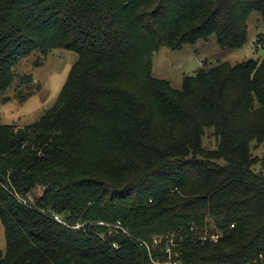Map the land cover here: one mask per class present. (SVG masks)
I'll use <instances>...</instances> for the list:
<instances>
[{
    "label": "trees",
    "instance_id": "trees-1",
    "mask_svg": "<svg viewBox=\"0 0 264 264\" xmlns=\"http://www.w3.org/2000/svg\"><path fill=\"white\" fill-rule=\"evenodd\" d=\"M252 11L264 24V0H0V91L21 57L77 53L37 121L0 124V264H166L170 240L179 264H264V57L181 90L151 61L211 35L239 49Z\"/></svg>",
    "mask_w": 264,
    "mask_h": 264
},
{
    "label": "rangeland",
    "instance_id": "rangeland-1",
    "mask_svg": "<svg viewBox=\"0 0 264 264\" xmlns=\"http://www.w3.org/2000/svg\"><path fill=\"white\" fill-rule=\"evenodd\" d=\"M247 25V42L239 49L220 48L214 35L178 49L160 47L151 57L152 74L168 81L172 88L181 90L184 76L193 75L205 63L225 61L234 65L247 59L263 58L264 48L259 41L264 37V24L257 11L250 12ZM76 59V52L62 48H53L46 53L37 50L21 57L15 64L17 76L12 85L0 91V124L23 127L37 121L57 101ZM203 141L206 146L214 147L211 129H206ZM251 153L253 170L264 175V143L252 142ZM36 191L39 193L41 188ZM27 199L31 202L29 195ZM0 250L5 251L1 222Z\"/></svg>",
    "mask_w": 264,
    "mask_h": 264
},
{
    "label": "built area",
    "instance_id": "built-area-1",
    "mask_svg": "<svg viewBox=\"0 0 264 264\" xmlns=\"http://www.w3.org/2000/svg\"><path fill=\"white\" fill-rule=\"evenodd\" d=\"M17 200L20 201V202H22V203H26L25 200L20 199L19 197H17ZM54 219H55L56 221L62 223V221L60 220V218H59L58 216L54 215ZM207 237H208V235H207V233H205V234L202 236V239L204 240V239H206ZM209 238H210L211 240H216V239H217V235H216V234L210 235ZM159 242H160V238H156V237H154V238H153V241H152V245L155 246V245H157ZM141 243L144 244L148 250L150 249V247H149L148 244H146V243H144V242H141ZM172 246H174V245H173L172 241L170 240V243H169V245L167 246V249H166V252H167V255H168V260H167L165 263H166V264H179V263L177 262V260L174 259V257L177 256V253H176L175 251L172 250ZM258 257L261 259V258L264 257V255H263V254H259Z\"/></svg>",
    "mask_w": 264,
    "mask_h": 264
}]
</instances>
